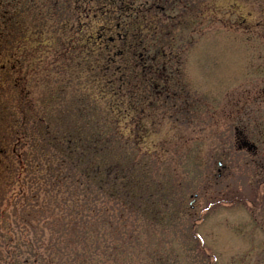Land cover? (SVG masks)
I'll use <instances>...</instances> for the list:
<instances>
[{"label":"trees","instance_id":"trees-1","mask_svg":"<svg viewBox=\"0 0 264 264\" xmlns=\"http://www.w3.org/2000/svg\"><path fill=\"white\" fill-rule=\"evenodd\" d=\"M135 4L0 0V69L11 78L6 95L17 112L9 111L15 135L0 138V263L130 264L147 243L141 233L182 212L185 180L177 181L171 164L161 167L156 146L141 147L146 100L133 105L132 125L123 96L143 84L149 102L160 101L165 80L174 78L165 49L192 19L209 15L204 3L189 0ZM59 21L65 36L49 28ZM121 25L114 48L116 37L106 33ZM73 66L82 86L72 85ZM57 70L56 95L49 87ZM153 253L136 264H165Z\"/></svg>","mask_w":264,"mask_h":264},{"label":"rangeland","instance_id":"rangeland-1","mask_svg":"<svg viewBox=\"0 0 264 264\" xmlns=\"http://www.w3.org/2000/svg\"><path fill=\"white\" fill-rule=\"evenodd\" d=\"M141 1L145 0H136L135 5ZM189 3H204L209 16L192 19L190 26L176 33V45L165 49L172 55L162 60L174 77L165 80L170 85L166 93L176 95L165 98L163 92L160 101L149 102L140 84L139 90L128 89L123 96L126 120L132 125L133 105L146 100L140 116L141 147L156 146L163 152L161 167L171 164L177 169V181L185 180L182 212L166 224L149 226L145 234L144 230L141 237L147 243L134 250L130 264H136L140 254L154 251L162 254L165 264H264V0ZM129 9L127 19L135 11ZM182 9L178 6V12ZM61 26L59 21L49 28L67 35ZM119 31L123 25L106 33L116 37L114 48L122 44ZM72 68L76 76L72 85L82 86L80 67ZM6 72L0 69V115L6 118L5 124L0 118L1 139L6 132L12 138L17 129L9 121V111L12 114L16 108L15 100L6 95L5 85L11 83ZM56 73L49 88L57 95L58 78L63 76L59 70ZM68 90L71 96L75 93L71 87Z\"/></svg>","mask_w":264,"mask_h":264}]
</instances>
